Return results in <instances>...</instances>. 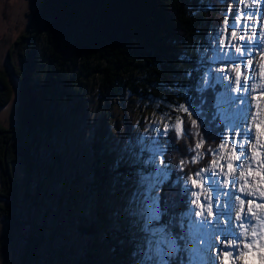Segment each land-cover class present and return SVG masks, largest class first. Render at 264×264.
Returning a JSON list of instances; mask_svg holds the SVG:
<instances>
[{
	"label": "trees",
	"instance_id": "trees-1",
	"mask_svg": "<svg viewBox=\"0 0 264 264\" xmlns=\"http://www.w3.org/2000/svg\"><path fill=\"white\" fill-rule=\"evenodd\" d=\"M235 5L233 0L41 1L26 30L10 46L9 71L0 68V108L11 100L17 102L16 126L9 129L0 122V194L12 198L8 203L0 200V219L6 223L0 250L7 244L13 248L18 257L13 264H41L40 249L48 240L53 242L55 235L53 232L47 239L43 234L51 208L42 215L41 211L46 199L55 200L57 193H61L59 206L81 205L82 213L72 229L91 239L72 264H103L100 250L105 241L110 242L106 246L111 247L114 258L118 249L130 251L126 233L114 216L122 194L111 183L112 107L125 92L143 100L154 98L160 102L157 109L166 116V123L183 117L187 130V113L176 109L191 101L199 106L200 57L209 35L221 28L225 19L231 21L225 9L234 14ZM217 67L219 64L212 65L214 70ZM10 73L17 85L16 95ZM90 84L96 88L99 102L88 114L93 117L89 131L81 134L84 146L80 150L86 160L81 169H71L68 174L63 169L73 146L69 142L60 146L59 140L63 130H70L71 121L78 124L75 120L87 115L84 90ZM217 88L223 91L221 86ZM217 94V89L203 94V114L189 109L205 141L201 151L222 141L216 131L211 137L206 134L209 124L223 129L221 117L213 119ZM171 135L170 131L169 137H160L166 149L163 159L171 169L161 196L169 204L181 199L177 177L206 167L212 159L205 155L181 171L180 161H191L188 146L199 137L169 144ZM14 165L21 169V180L14 175ZM120 171L128 169L121 166ZM180 210L184 209L178 207ZM64 247L50 246L49 251H57L60 259L72 251L75 254L74 248L65 252Z\"/></svg>",
	"mask_w": 264,
	"mask_h": 264
},
{
	"label": "snow or ice",
	"instance_id": "snow-or-ice-1",
	"mask_svg": "<svg viewBox=\"0 0 264 264\" xmlns=\"http://www.w3.org/2000/svg\"><path fill=\"white\" fill-rule=\"evenodd\" d=\"M233 2L237 5L235 14L230 9H225L226 15H231L230 36L226 38V42L222 39L229 23L225 19V28L217 27L214 34L209 35L207 47L199 60L203 68L196 89L201 94L199 106L191 101L189 106L181 104L176 109L177 112L187 113L190 121L188 129L183 127L184 118L178 117L171 124L165 123L154 136L149 137L146 129L143 135L124 142L117 141L111 146L110 151L114 155L110 169L111 183L121 192L123 200L122 205L114 211V216L127 236L125 243L130 248L128 264H228L233 251H236L237 257L241 255L237 250L240 247L237 241L241 239V232L233 227L234 219L239 216L249 226L255 223L253 200L264 199V152L255 151L257 144L252 141L259 140L264 148V122L255 124L252 96L256 86L250 84L249 79L257 80L256 72L259 67L254 65L252 57L259 55L264 59V0H261L259 7L255 3H245L241 8V0ZM216 64L223 66L214 70L212 65ZM242 67L245 79L243 87ZM248 73H251L250 77ZM217 86H221L223 91H219ZM210 89H217L218 92L215 101L217 112L213 119L215 115H219L225 128L217 130L214 125L209 124L206 125V134L211 137L216 131L217 138L224 142L215 148L209 147L201 151L205 141L199 130L200 125L196 119H192V111L189 109L198 115L203 114V94ZM250 120L254 128L250 125ZM170 131L172 135L168 140L169 144L182 138L199 137L194 145L188 146L192 153L191 161H180L181 171L189 162L197 164L205 155L212 157L206 167L185 174L182 178L177 177L176 184L182 186L181 199L171 204L161 196L171 169L163 159L166 149L160 141V137H169ZM229 140L230 153L227 152ZM247 143L251 144L259 170L254 171ZM121 166L128 171L121 172ZM238 168H247L249 176L260 177L257 182L259 196L255 191H250V186H239V193L244 195H237L236 188L245 175L242 170L238 172ZM229 185L232 190H228ZM194 188L208 193L214 189L217 197L224 196V205L221 206L217 200L214 212L211 195H205L201 201V192H195ZM178 207L184 210L177 211ZM254 207L264 209V203H255ZM224 216L229 217L224 222L227 227L221 222ZM218 234H223L224 238L217 244ZM252 235L256 236V232ZM230 236L233 239L229 240ZM226 243L236 245V248L223 250L221 255V249ZM243 247L248 249L243 253L245 258L259 249L261 264H264V242L258 240L255 245L245 243Z\"/></svg>",
	"mask_w": 264,
	"mask_h": 264
},
{
	"label": "rangeland",
	"instance_id": "rangeland-1",
	"mask_svg": "<svg viewBox=\"0 0 264 264\" xmlns=\"http://www.w3.org/2000/svg\"><path fill=\"white\" fill-rule=\"evenodd\" d=\"M42 0H0V68L9 71L8 65V52L12 43L26 30L27 25L30 21L33 11L38 7ZM241 0L240 7L243 8L245 3L252 4L255 3L259 7L261 0ZM237 11V5H236ZM225 28L223 25L221 29ZM230 36L228 33H225V37L222 39L225 40ZM235 43V42H234ZM16 60L18 61V55H15ZM223 65H219L222 67ZM261 67L256 72L257 79H260L258 76L259 71L261 72ZM234 76L235 73L233 72ZM264 76V75H262ZM9 80L11 81L14 94L16 95L17 85L14 79L12 78V74H9ZM250 81V79H249ZM245 82L244 74L242 75L241 86ZM252 83L256 86L253 90V97H259L257 95V90H259L257 80L252 81ZM85 98L87 101V115L83 117L79 116L78 124H75L71 121V127L69 129L63 130V137L59 140L60 146L71 144L72 149L68 151V159L65 165V169L63 171L65 173L70 174L71 169L77 168V170L81 169L83 166L85 158L82 157V151L80 150V146H84L83 136L81 137L82 132L86 133L88 130V124L93 120V117H89L88 114L95 110L96 105L99 102V97L96 94V88L90 84L87 90H84ZM238 94V93H234ZM260 95H264V92H261ZM263 102L264 96L262 100L258 98L253 102V109H255V113L253 116L256 120H261V112L263 110ZM159 101L152 98L148 100H143L137 96H131L129 93H124L121 100L117 101L116 104L113 105V109L110 113V122L113 126V130L111 131V137L114 140L113 143L119 141L124 142L128 139H133L139 135H143L146 133L149 137L156 135L158 130L163 128V125L166 123L167 118L163 114V112L158 111L157 105H159ZM261 107V111L258 109ZM71 120L74 117L70 118ZM0 122L7 128L12 129L17 124V102L16 100H11L10 103L0 108ZM261 123V122H260ZM254 128V125H252ZM77 133L74 134L75 130ZM89 131V130H88ZM80 132V133H79ZM77 134V135H76ZM227 139V135H226ZM231 144V141L229 140ZM230 149V145L229 148ZM227 149V150H228ZM249 149V148H248ZM229 153V151H227ZM218 158V156H217ZM255 158V156L253 157ZM14 175L16 178L21 180V169H19L18 165L13 166ZM87 171H85V174ZM245 175H248V170H244ZM73 177V174L71 175ZM74 179V177L72 178ZM71 179V180H72ZM84 181H87L84 180ZM62 183V180H61ZM2 175L0 173V188L2 187ZM246 187V186H245ZM253 191L257 192V186H254L253 183L251 185ZM205 188H207V184L205 183ZM195 192H201V201L204 200V196L210 194L213 201V211L216 210V202L217 197L216 191L214 189L210 190V193L203 192L199 188L193 189ZM61 197V193H57L55 196V200L52 198L46 199V205L43 207L41 211V215L44 213L46 208H51V213L46 218L48 227L43 231V234L48 237L54 232V240L53 242L47 244L40 249L41 255V264H72L74 260L83 255L85 246L90 242L91 239L89 237L80 236L78 233L73 231L72 226L78 216L82 213L81 205L76 204H63L59 206L58 200ZM11 198V197H10ZM12 199V198H11ZM122 199V198H121ZM193 200H195V196H193ZM5 202H9V200H2ZM123 200H120L119 205L121 206ZM65 206V207H64ZM195 206V205H193ZM222 206V204H221ZM60 223L66 224L67 227H61ZM59 227L57 228L56 226ZM72 227H71V226ZM75 228V227H74ZM6 229V223L3 219H0V240L3 237L4 231ZM222 238L221 234L217 236V243L219 239ZM110 242L104 243L100 252L103 254L104 262L103 264H128L129 261V252L125 247L118 249L116 257L114 258V253H112L111 247H107ZM53 247L54 249L60 248V246H65L64 251H69L71 249H75L70 252L71 255H66L64 258H59L57 251L54 253L49 251V248ZM223 249V248H222ZM64 252V254H65ZM57 254V258H56ZM17 254L13 252V248L8 244L4 245L0 250V264H13L17 260ZM51 258L53 260H51ZM114 258V259H113ZM59 260H62L59 263Z\"/></svg>",
	"mask_w": 264,
	"mask_h": 264
},
{
	"label": "bare ground",
	"instance_id": "bare-ground-1",
	"mask_svg": "<svg viewBox=\"0 0 264 264\" xmlns=\"http://www.w3.org/2000/svg\"><path fill=\"white\" fill-rule=\"evenodd\" d=\"M257 167H260V166H257ZM257 170H259V168H257ZM252 179H254V181L253 182H251V184L253 183V185L254 186H257V188H255V189H257V192H258V189H259V185H258V181H259V179H260V177H258V176H250ZM249 187V186H248ZM256 192V193H257ZM248 264V263H247Z\"/></svg>",
	"mask_w": 264,
	"mask_h": 264
},
{
	"label": "water",
	"instance_id": "water-1",
	"mask_svg": "<svg viewBox=\"0 0 264 264\" xmlns=\"http://www.w3.org/2000/svg\"><path fill=\"white\" fill-rule=\"evenodd\" d=\"M12 133H13V137H15L16 134H17L16 130H14ZM5 199H7V200H9V201L12 200L11 198H7L6 196L0 194V200H5Z\"/></svg>",
	"mask_w": 264,
	"mask_h": 264
}]
</instances>
